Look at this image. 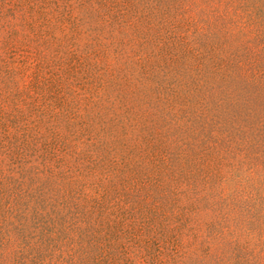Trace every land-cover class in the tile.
<instances>
[{
  "label": "rangeland",
  "instance_id": "374dc122",
  "mask_svg": "<svg viewBox=\"0 0 264 264\" xmlns=\"http://www.w3.org/2000/svg\"><path fill=\"white\" fill-rule=\"evenodd\" d=\"M0 264H264V0H0Z\"/></svg>",
  "mask_w": 264,
  "mask_h": 264
}]
</instances>
